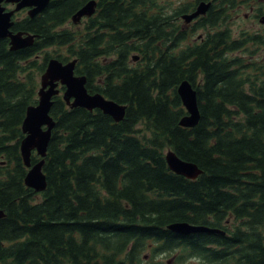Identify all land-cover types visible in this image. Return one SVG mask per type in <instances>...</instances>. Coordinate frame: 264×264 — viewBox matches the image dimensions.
Masks as SVG:
<instances>
[{
    "label": "trees",
    "instance_id": "1",
    "mask_svg": "<svg viewBox=\"0 0 264 264\" xmlns=\"http://www.w3.org/2000/svg\"><path fill=\"white\" fill-rule=\"evenodd\" d=\"M87 1L50 0L34 17L19 11L12 29L36 35L29 47L0 39V264H166L160 255L173 264H264V35L220 29L252 0H205L204 26L219 30L200 44L181 24L186 4L97 0L96 14L75 25ZM253 2L263 14L264 3ZM52 57L77 58L88 90L127 109L117 122L54 96L47 188L37 192L25 184L22 124ZM187 79L198 91L194 127L179 124L186 109L177 88ZM168 149L203 173L173 172ZM40 159L33 152L32 163ZM177 221L226 233L180 235L167 228Z\"/></svg>",
    "mask_w": 264,
    "mask_h": 264
},
{
    "label": "water",
    "instance_id": "2",
    "mask_svg": "<svg viewBox=\"0 0 264 264\" xmlns=\"http://www.w3.org/2000/svg\"><path fill=\"white\" fill-rule=\"evenodd\" d=\"M7 3L14 4V8L9 9L6 5ZM49 3L50 0H0V39L9 38L11 50H18L33 45L36 35L24 31L15 32L12 29L15 22L13 18L22 9H28V14L34 17L42 12ZM97 5V0L87 1L72 16L73 23L77 24L84 17L95 15ZM211 5V1H201L196 11L184 15L186 22L206 14ZM260 23L264 25V15L260 17ZM133 59L137 61L139 56L135 55ZM77 62V58L67 62H63L57 57L49 59L47 68L40 79L38 102L28 107L22 124L25 137L21 141L20 150L24 164L29 169L25 177V184L37 192H43L47 188V179L43 167L52 131L56 124L51 115V109L54 104L53 98L61 94L60 86L65 87L62 95L71 108L83 107L91 111L100 109L105 114L112 116L117 122L122 121L126 115L127 106L125 104L118 103L101 92L91 93L88 90L87 76L76 74ZM177 92L186 109V114L180 119L179 124L183 127L196 126L201 116L198 104V91L192 82L187 79L179 84ZM33 152H36L41 158L34 164L31 160ZM165 157L170 169L177 174L189 179H196L203 173V170L196 163L183 160L173 149H168ZM4 215V210L0 208V219ZM167 228L180 235L202 232L226 233L219 228L194 225L186 221L173 222Z\"/></svg>",
    "mask_w": 264,
    "mask_h": 264
},
{
    "label": "flooded vegetation",
    "instance_id": "3",
    "mask_svg": "<svg viewBox=\"0 0 264 264\" xmlns=\"http://www.w3.org/2000/svg\"><path fill=\"white\" fill-rule=\"evenodd\" d=\"M202 1H205V0H202ZM258 1H261V2L264 3V0H258ZM200 2H201V0H178V4H180V6H183L184 4H186L185 6H188V11L183 13L182 16H181L182 17L181 19H183L181 24H184V26L188 30H190V33H191L190 34L191 35L190 39L193 41V44H200V42H203V40H204L203 36L205 35V33L210 32V31L215 32V31L219 30V26L218 25L213 27V28L208 26V25L204 26L206 23H208V21H205V20L209 17V15H208L209 14V10H208V12L206 14L200 15V16L194 18L190 22H186V20L184 18V15L185 14H191L194 11H196L197 6H198V4ZM206 2H209V1H206ZM234 14H236L237 19H242V20L251 21V22L258 21L259 23H260V17L262 15H264V13L260 15L258 6L255 5L253 0L252 1H247L246 3L241 4L237 9L232 10L231 11V15L234 16ZM255 15H257L258 17L257 18H253V16H255ZM84 19H86V18H84ZM84 19L82 20V22L84 21ZM229 19H231V18H229ZM229 19L225 23H221L220 24V29L229 28L230 31H231L230 33L232 35H234V38H236V39L239 38V35H241V34H243L245 32H248L250 34H258L257 32H254L250 27L242 26V24L240 22H239V24H237V28L231 27ZM82 22H79L77 24L74 23V24L80 26ZM260 24H262V23H260ZM202 28L206 29L207 31H205L203 33L201 32L196 37L192 38L193 32H195L197 30L199 31V29L201 30ZM60 88H61V86H60Z\"/></svg>",
    "mask_w": 264,
    "mask_h": 264
},
{
    "label": "rangeland",
    "instance_id": "4",
    "mask_svg": "<svg viewBox=\"0 0 264 264\" xmlns=\"http://www.w3.org/2000/svg\"><path fill=\"white\" fill-rule=\"evenodd\" d=\"M175 1H178V0H175ZM210 2V1H209ZM7 5V7L9 8V9H12V8H14V4H11V3H7L6 4ZM18 13V12H17ZM16 13V14H17ZM231 19H229V22H230V26L231 27H234V28H237V24H239V22L242 24V26H245V27H250L254 32H257L258 34H264V25H262V24H260L258 21H256V22H251V21H245V20H242V19H237V16H236V14H234V16L232 15L231 17H230ZM254 18V17H253ZM236 23V24H235ZM81 25H82V23H81ZM80 25V26H81ZM66 27H68V28H71L72 27V25H71V22L69 23V24H67L66 25ZM205 31H207L206 29H204V28H202L201 30L199 29V31L197 30V31H195V32H193V36H192V38H194V37H196L199 33H203V32H205ZM209 31V30H208ZM258 48V47H257ZM256 48V49H257ZM48 51L49 52H51L52 54H54L55 53V48H51L50 50L48 49ZM237 54L238 55H241L242 54V52H237ZM259 54L260 55H263L264 54V47H259ZM55 55V54H54ZM246 58H247V55H246ZM163 260L164 259V262L166 263V264H173V262H171V260H172V258H171V256H168V257H165V255H160L159 256V260ZM190 264H199L197 261H195V260H192L191 262H189Z\"/></svg>",
    "mask_w": 264,
    "mask_h": 264
}]
</instances>
